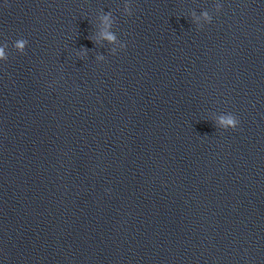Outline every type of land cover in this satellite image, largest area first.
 <instances>
[{"label":"water","instance_id":"1","mask_svg":"<svg viewBox=\"0 0 264 264\" xmlns=\"http://www.w3.org/2000/svg\"><path fill=\"white\" fill-rule=\"evenodd\" d=\"M5 46L0 264H264V0H0Z\"/></svg>","mask_w":264,"mask_h":264},{"label":"clouds","instance_id":"2","mask_svg":"<svg viewBox=\"0 0 264 264\" xmlns=\"http://www.w3.org/2000/svg\"><path fill=\"white\" fill-rule=\"evenodd\" d=\"M223 5L219 6L218 11H220L222 9ZM103 20V30H102V37L103 39H106L107 41H109L110 43L116 44L117 43V36L115 35V33L113 31H111L112 29V25H113V20L111 18L110 15H105L102 17ZM198 22L201 23V27L204 26L205 23H212L213 21V16L209 15V13L204 12L202 14V17H197ZM29 41L28 40H19L16 42V48L20 51V52H24L26 47L28 46ZM127 47V45L123 42L119 44V49L125 48ZM113 54H116L118 52L117 48H113L112 49ZM85 54H86V50H85ZM8 58V51L6 46L5 47H0V61H6ZM101 60H103L104 58L101 56L100 57ZM240 125V120L238 119V117L233 114V113H227L224 115H221L219 117V126L222 129H237ZM110 191V189H109Z\"/></svg>","mask_w":264,"mask_h":264}]
</instances>
